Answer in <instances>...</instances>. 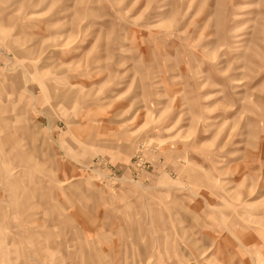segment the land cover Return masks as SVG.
Returning a JSON list of instances; mask_svg holds the SVG:
<instances>
[{"label": "rangeland", "instance_id": "1", "mask_svg": "<svg viewBox=\"0 0 264 264\" xmlns=\"http://www.w3.org/2000/svg\"><path fill=\"white\" fill-rule=\"evenodd\" d=\"M0 264H264V0H0Z\"/></svg>", "mask_w": 264, "mask_h": 264}]
</instances>
